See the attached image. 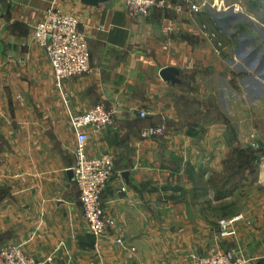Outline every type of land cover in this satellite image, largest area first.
Masks as SVG:
<instances>
[{"label":"crops","instance_id":"obj_1","mask_svg":"<svg viewBox=\"0 0 264 264\" xmlns=\"http://www.w3.org/2000/svg\"><path fill=\"white\" fill-rule=\"evenodd\" d=\"M207 1L169 0L166 9L132 18L123 0L95 7L81 0H3L0 248L23 245L28 256H52L55 264H190L189 255L213 245L217 209L230 204V189L220 181L232 178L231 164L240 169L233 179H262L256 165L264 164V65L255 70L262 52L254 53L251 43H258L249 41L248 30L239 35L229 26L249 17L190 11ZM53 6L79 20L89 48L91 73L65 83L70 110L81 114L98 104L115 110L114 127L87 145L91 156L115 159L101 194L115 226L98 253L67 175L75 137L48 58L33 41L34 26ZM209 19L223 43L214 41ZM166 68L175 71L174 81L160 77ZM148 127H161L164 136L142 139ZM66 128L73 143L63 139ZM253 214L239 213L238 247L260 259L263 210ZM251 225L256 230L248 237L244 228ZM219 244L222 251L238 248L232 238Z\"/></svg>","mask_w":264,"mask_h":264},{"label":"built area","instance_id":"obj_2","mask_svg":"<svg viewBox=\"0 0 264 264\" xmlns=\"http://www.w3.org/2000/svg\"><path fill=\"white\" fill-rule=\"evenodd\" d=\"M169 0H123L125 12L132 18L145 17L156 9H166ZM210 8L216 12L230 10L225 1L212 0L199 6L191 5L190 11L197 12ZM238 13L237 7H232ZM76 17L64 13L61 9L51 7L44 12L42 20L33 28V41L41 48L50 63L54 88L65 106L68 124L72 130L75 143V162L71 168L72 181L78 190V203L89 234L95 239L98 253L99 242L114 229V221L106 218L101 204V194L114 175L113 155L99 152L91 156L87 145L92 136H96L115 125V110L98 104L81 114L70 110V98L65 83L76 77L91 73L87 38L79 29ZM144 119L146 114L139 113ZM161 127H148L142 131L144 140L161 138ZM241 217L219 222L220 236H235L234 225ZM115 244L122 246L120 239ZM254 259L248 258L242 249L232 251H213L203 257L192 256V264H250ZM0 264H55L52 256L34 259L28 256L19 245L0 248Z\"/></svg>","mask_w":264,"mask_h":264},{"label":"rangeland","instance_id":"obj_3","mask_svg":"<svg viewBox=\"0 0 264 264\" xmlns=\"http://www.w3.org/2000/svg\"><path fill=\"white\" fill-rule=\"evenodd\" d=\"M226 4L228 7H231L230 10H227L226 12H216L215 10H212V11L215 13L223 14L224 16H230L231 13H233L232 7H237L239 9L238 13H244L249 17L248 19L243 18V17L242 18L235 17V19L233 21H231L229 26L232 27L233 29H235V31L237 30L238 32H236V33L239 35L244 34V31L248 30V33L250 35H252V38L248 37L249 41L253 38L256 39V41L258 43V47L252 45V43H251V47L255 50L254 53H256V51L262 52V55L259 59L260 61L257 63V65L255 67V70L261 69V67L264 65V0H242V2L238 3V4L237 3H231V2H228ZM197 6H199V5H197ZM202 9L211 10L210 8H202ZM238 13H237V15H239ZM66 14H68V13H66ZM68 15H71V14H68ZM71 16H73V15H71ZM73 17H75V16H73ZM209 21L211 23L210 32L215 37L214 41L219 43V44L223 43L224 42L223 35H222L220 29L217 27L215 20L209 19ZM224 39H227V38L225 37ZM56 95H57V93H56ZM57 97H58V95H57ZM58 100H59L60 105L63 107V105H62L63 103H62V101H60L59 97H58ZM64 107H63V109H64ZM64 110L66 111V109H64ZM69 132H70V130L68 128H66L65 131L62 133L65 143H73L72 137H71V135H69ZM74 162H75V154H74ZM256 167H257L258 171L262 172V174H263L262 179L259 181L247 180V181H245L246 184H244V181H240L238 179H233V177H234L233 173H237L238 171H240V169H239V165L237 163L231 164L230 168H231L232 178H230V180L225 179L224 181H220L221 185H222V183H224L225 186L227 187V189H228V187L230 189V194H231L230 204L229 205L226 204L224 206L220 205V208L217 209V213L219 215H216V216H218V218H217L218 223L216 224V228L213 229V231H214L213 243H212L213 245H211V247L205 248L207 250L205 254L193 253V254L189 255L188 260H189L190 264H192V256L203 257V256H205V255H207L213 251H222V249H220V244H219L222 239H227V238L235 239L236 247L241 246V244H239L238 239H237L238 232L241 229L237 228L238 227L237 223H239L240 221H242L244 219L242 217V215H245V216L250 215L253 217L254 212H258V211L263 210V216H264V208H263L264 207V164L262 163L261 165L260 164L256 165ZM246 170H248L250 172H254L255 167L250 168L247 165ZM222 207H224V208H222ZM244 210H246V212ZM225 212H227V213H225ZM239 213L242 215H239ZM221 215L225 216L224 218H226L227 215H229V217L230 216L232 217L234 215H237V216H234V217L229 218V219L228 218L227 219H221ZM235 217H241L240 221L234 225L235 236L221 237L220 236L219 222L222 220H232ZM251 226L248 228H244L246 230L247 236L249 234L255 233L256 229L253 226L251 228ZM263 232H264V228H263ZM248 237H250V236H248ZM19 246H21L23 248V245H19ZM239 248L240 247H238L236 249H239ZM236 249H234V250H236ZM242 250H244V249H242ZM98 256H99V254H98ZM261 256H263V257L260 259H254V262L256 264H264V252H263V254H261ZM254 262H251L250 264H252Z\"/></svg>","mask_w":264,"mask_h":264},{"label":"water","instance_id":"obj_4","mask_svg":"<svg viewBox=\"0 0 264 264\" xmlns=\"http://www.w3.org/2000/svg\"><path fill=\"white\" fill-rule=\"evenodd\" d=\"M83 2V4L87 5V6H98L100 4H104L106 2H108L109 0H81ZM3 3V0H0V18H1V14H2V10H1V5ZM175 74V71L171 68H166L163 71H161L160 73V77L164 80V81H174L173 79V75ZM68 177L70 179H72V172L71 170L68 171L67 173Z\"/></svg>","mask_w":264,"mask_h":264}]
</instances>
